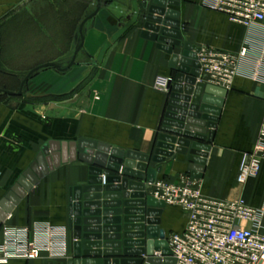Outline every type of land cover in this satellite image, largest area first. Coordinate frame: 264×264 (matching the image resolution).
I'll return each instance as SVG.
<instances>
[{"label": "crops", "instance_id": "crops-1", "mask_svg": "<svg viewBox=\"0 0 264 264\" xmlns=\"http://www.w3.org/2000/svg\"><path fill=\"white\" fill-rule=\"evenodd\" d=\"M173 1L177 6L168 8L178 12L182 40L194 49L214 48L233 55L249 43L252 49L227 89L202 178L191 177L186 157L175 154L160 165L156 180L190 179L208 197H242L260 208L264 205V158L257 178L241 186L235 176L241 154L253 147L264 124V51L260 47L264 26L245 29L231 24L224 14L204 7L211 0ZM99 3L98 13L83 27V45L73 67L65 73L42 70L27 81L24 96L0 101V200L50 141L87 138L152 155L168 99L157 82L172 77L169 55L156 47L157 42L140 36L147 14L142 0ZM97 4L98 0H0V82L2 76L22 80L40 65L71 60L80 43L79 26ZM4 80L14 89L15 80ZM199 81L206 83L204 77ZM157 166L148 164V168ZM87 170V164L75 161L49 172L20 199L0 227V243L2 229H25L28 239L40 247L46 246L47 227L62 230L57 244L64 247L63 254L51 257L44 252L35 260L13 258L4 264H67L73 258L70 191L86 185ZM153 189L146 185V194L152 195ZM186 223L178 207L165 206L160 217L165 237L181 233Z\"/></svg>", "mask_w": 264, "mask_h": 264}, {"label": "water", "instance_id": "water-1", "mask_svg": "<svg viewBox=\"0 0 264 264\" xmlns=\"http://www.w3.org/2000/svg\"><path fill=\"white\" fill-rule=\"evenodd\" d=\"M149 1L142 0L147 14L140 36L157 42L156 47L169 55L168 68L172 72L164 90L167 105L152 155L120 150L87 138L50 141L0 200L1 227L20 199L43 176L65 163L87 164L86 185L70 191L68 228L73 233L74 246L73 258L67 264H176L160 228L165 204L147 195L146 185L155 183L160 165L165 159H174L175 154L186 157L191 177L202 178L227 89L199 81V50L183 42L179 14L168 8L177 6V2L151 0L148 6ZM99 9L98 0L96 10L81 22L80 43L65 68L55 63L40 65L26 74L17 92L0 89V93L19 97L27 81L39 70L53 68L65 73L73 67L83 45V27ZM176 49H181L180 54L175 53ZM150 162L158 166L148 168ZM100 247L105 250L101 252ZM155 253L160 257H155Z\"/></svg>", "mask_w": 264, "mask_h": 264}, {"label": "built area", "instance_id": "built-area-1", "mask_svg": "<svg viewBox=\"0 0 264 264\" xmlns=\"http://www.w3.org/2000/svg\"><path fill=\"white\" fill-rule=\"evenodd\" d=\"M204 7L224 14L231 24L245 29L264 26V0H211ZM264 51V39L260 45ZM252 45L246 44L238 55L202 48L197 52L201 77L207 84L228 89L249 58ZM263 53V52H262ZM167 80L157 84L165 90ZM264 158V124L259 127L253 147L240 156L235 182L244 185L257 178ZM152 196L165 206L178 207L187 218L181 233L166 237L176 264H264V205L250 206L242 197L216 199L204 195L190 180H156ZM64 231V230H63ZM62 230L46 228L47 243L40 247L28 239L26 230L2 229L0 263L13 258L35 260L42 253L61 256L64 247L57 242ZM160 257L159 253L154 254Z\"/></svg>", "mask_w": 264, "mask_h": 264}, {"label": "trees", "instance_id": "trees-1", "mask_svg": "<svg viewBox=\"0 0 264 264\" xmlns=\"http://www.w3.org/2000/svg\"><path fill=\"white\" fill-rule=\"evenodd\" d=\"M120 37L119 36H117L116 37V39H119ZM47 69H49V68H47ZM42 70H45V69H41V70H39V71H42ZM38 71V72H39ZM38 72H36L34 75H36ZM2 78L3 79H11V80H15L16 81V85L15 86H17L18 87V89H19V86H20V83H21V80L19 79V78H16V77H13V78H11L10 76H2ZM3 79H1L2 81L0 82V89H2V90H6V91H11V92H14V90H15V88L14 89H10L9 87H7L6 85H8V83H7V81H3ZM26 85V84H25ZM25 87V86H24ZM17 89V90H18ZM23 93H24V88H23ZM0 95H4V96H7V97H9V98H16V99H19V98H21V96H19V97H17V96H9V95H6V94H4V93H0Z\"/></svg>", "mask_w": 264, "mask_h": 264}, {"label": "rangeland", "instance_id": "rangeland-1", "mask_svg": "<svg viewBox=\"0 0 264 264\" xmlns=\"http://www.w3.org/2000/svg\"><path fill=\"white\" fill-rule=\"evenodd\" d=\"M130 24H131V23H130ZM54 55H55V54H54ZM69 61H70L69 59H66V61L64 62V64H58V65H59L61 68H65V67L68 65ZM56 63H57V62H56ZM46 70H47V69H46ZM50 70H54V69H50ZM17 71H18V72H22V71H23L22 73H27V72H28L27 70H17ZM26 71H27V72H26ZM39 72H40V71H39ZM34 76H35V75H33L32 77H34ZM32 77H31V78H32ZM22 78H23V77H22ZM31 78H30V79H31ZM30 79H29V80H30ZM83 85H84V83L81 84V86H79V88H77V89L79 90ZM25 86H26V85H25ZM14 88H15L14 92H17V91H18V90H17L18 87L15 86ZM77 89H76V90H77ZM24 93H25V87H24ZM24 93L21 95V97L25 95ZM73 94H74V93H73ZM34 98L37 99V100H40L41 97H34ZM7 99H10V98L7 97V96H4V95H0V101H1V100H7Z\"/></svg>", "mask_w": 264, "mask_h": 264}]
</instances>
